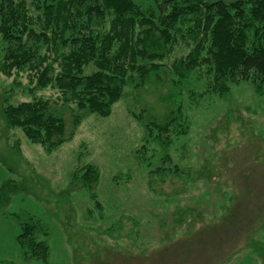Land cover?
I'll list each match as a JSON object with an SVG mask.
<instances>
[{
  "label": "rangeland",
  "instance_id": "rangeland-1",
  "mask_svg": "<svg viewBox=\"0 0 264 264\" xmlns=\"http://www.w3.org/2000/svg\"><path fill=\"white\" fill-rule=\"evenodd\" d=\"M133 1L146 9L155 0ZM194 45L182 27L166 73L127 85L106 117L83 111L51 152L4 124L3 106L33 95L27 72H0V185H19L0 196V264H264V93L251 80L229 83L223 96L206 92L209 75L197 69L183 79L168 140L149 137L144 125L172 107L171 67ZM35 96L61 97L51 87ZM89 166L97 174L90 188L73 177ZM24 222L47 244L46 262L22 253Z\"/></svg>",
  "mask_w": 264,
  "mask_h": 264
},
{
  "label": "trees",
  "instance_id": "trees-1",
  "mask_svg": "<svg viewBox=\"0 0 264 264\" xmlns=\"http://www.w3.org/2000/svg\"><path fill=\"white\" fill-rule=\"evenodd\" d=\"M153 3L142 9L133 0H0V72L8 77L27 72L33 95L4 105V124L20 128L28 140L51 152L71 138L83 111L106 117L127 85L142 87L152 76L159 79L160 70L166 73L163 60L173 52L182 27L195 45L173 62L177 79L168 81L166 96L172 107L160 118L148 114L149 137L161 141L165 134L168 140L181 118L183 79L197 69L209 75L206 92L223 96L229 83L251 80L255 91L264 93V0ZM89 64L95 70L85 74ZM47 87L61 97L35 96ZM64 111L70 112L69 127ZM92 168L73 177L90 188L97 180ZM18 188L8 180L0 185V196L8 200ZM21 226L16 240L22 253L46 262L49 250L36 239L37 226Z\"/></svg>",
  "mask_w": 264,
  "mask_h": 264
},
{
  "label": "crops",
  "instance_id": "crops-1",
  "mask_svg": "<svg viewBox=\"0 0 264 264\" xmlns=\"http://www.w3.org/2000/svg\"><path fill=\"white\" fill-rule=\"evenodd\" d=\"M223 1L229 2V1H234V0H223Z\"/></svg>",
  "mask_w": 264,
  "mask_h": 264
}]
</instances>
